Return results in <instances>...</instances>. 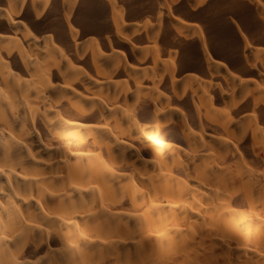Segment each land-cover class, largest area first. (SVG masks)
<instances>
[{"label":"bare ground","instance_id":"1","mask_svg":"<svg viewBox=\"0 0 264 264\" xmlns=\"http://www.w3.org/2000/svg\"><path fill=\"white\" fill-rule=\"evenodd\" d=\"M0 264H264V0H0Z\"/></svg>","mask_w":264,"mask_h":264},{"label":"snow or ice","instance_id":"2","mask_svg":"<svg viewBox=\"0 0 264 264\" xmlns=\"http://www.w3.org/2000/svg\"><path fill=\"white\" fill-rule=\"evenodd\" d=\"M208 3H209V5L211 4V0H208ZM207 6V5H206ZM232 15H234V13H232V14H227V18L229 19V22H231V17H232Z\"/></svg>","mask_w":264,"mask_h":264}]
</instances>
